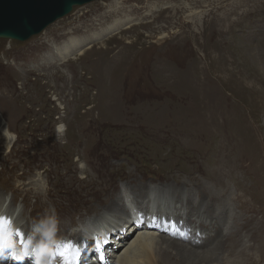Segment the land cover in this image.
I'll list each match as a JSON object with an SVG mask.
<instances>
[{
	"label": "rangeland",
	"instance_id": "1",
	"mask_svg": "<svg viewBox=\"0 0 264 264\" xmlns=\"http://www.w3.org/2000/svg\"><path fill=\"white\" fill-rule=\"evenodd\" d=\"M89 36L90 43L80 48L83 54L57 58L56 63L46 59L66 41ZM0 89V95L24 104L13 128L7 124H12L9 115L0 116L5 137L0 142V179L6 188L0 206L15 211L19 224L31 229L46 209L55 208L43 200L32 216L21 215L24 198L36 202L32 192L48 186V195L67 190L86 194L88 174L104 169L100 157L106 149L133 145L140 148L134 156L124 154L112 162L123 164L137 182L151 181L153 186L186 180L192 195L187 222L202 199L189 179L203 184L209 235L199 244L207 259L212 257L205 264H264V0H92L74 6L25 41L0 37ZM60 124L68 136L57 137ZM9 137L14 139L6 151ZM41 152L52 153L61 165L50 160L39 167ZM171 160L178 166L196 163L200 172L182 174L185 168H173ZM140 167H149L162 182L151 177L143 181ZM47 172L56 185L49 183ZM121 174L116 170L107 176L114 184ZM122 185L123 190L131 186ZM215 191L220 201L210 199ZM214 203L220 206L219 232L210 215ZM75 206L55 213L71 219L65 228L56 218L55 240L68 237V226H79L78 217L82 225L86 222ZM178 223L185 226L183 232L192 229L183 220ZM86 229L78 230L80 239L90 236ZM190 240L197 244L196 237L185 239ZM72 252L70 259L75 247ZM115 252L122 255V250Z\"/></svg>",
	"mask_w": 264,
	"mask_h": 264
},
{
	"label": "bare ground",
	"instance_id": "2",
	"mask_svg": "<svg viewBox=\"0 0 264 264\" xmlns=\"http://www.w3.org/2000/svg\"><path fill=\"white\" fill-rule=\"evenodd\" d=\"M112 27H114V26H112ZM107 31H108V29H107ZM100 32L101 31H98L95 33L94 36L98 35V38L96 40L99 39V37L101 35ZM89 38H92V37L89 36V37H84L82 39H70V40L66 41L65 43H63V45L60 48H55L54 51L51 53L48 52V54L46 55L47 56L46 59L48 60V57H51L52 59H51L50 63H54V62L56 63L58 61L57 58H65L66 59V58H68V56H71V55L72 56H74L75 54L81 55L84 53V51L82 49L80 50V48L84 47L83 45H84L85 41H86L85 45L90 43ZM92 40H95V39H91V42H92ZM69 52H71V54H69ZM99 53H100V51H99ZM10 70H12V72L14 73L13 68H11ZM146 71H147V68H146ZM13 73H11V74H13ZM144 75H143V77H145ZM8 77H11V76H8ZM5 78H6V76H5ZM80 78H82V76ZM14 87L16 88V86H14ZM58 87H59V84L57 83L55 90H58ZM21 95H22V93H21ZM21 101L22 100H20V99H12L11 96L0 95V116L5 117L7 119V116L5 115V113L7 115H9L10 120L12 122L11 125H9V122L7 123L9 127L13 128V125L15 123L14 120L17 118H20L24 113V104ZM144 131H146V130H144ZM36 134L37 133H35L34 135H36ZM56 134H57V132H56ZM64 134H66L68 136L69 130L64 131L63 134L59 135V137H62ZM11 137H9V139L6 140V144H5L6 151H9L11 148V142H12L11 140L14 139ZM57 137H58V134H57ZM149 138H150V136H149ZM3 139H5V137L3 136V134L0 133V142ZM69 139H71V138H69ZM71 145L74 146V143L73 144L71 143ZM56 146H58V145H56ZM183 146H184V144H183ZM45 147H46L45 145L42 146V148H45ZM50 148H51V146H50ZM136 149L139 150L140 148L133 146V145H125V146L121 147L120 149L114 148V146H112V145L109 146L106 149V151L100 157V161H101L100 166H103L104 169H101L100 167H98V168H95L94 173L92 175L88 174V177L91 176L90 177L91 181L86 182V194L81 193V195L78 196V193L76 194L75 192L67 190L65 193H59V192L56 193L55 192V193H49V195H48V193H46V192H50L51 189H49V187L47 186V188L45 190L38 189V190L32 192L31 195L36 198V202L34 204L30 203L29 199H27V197L23 199L24 209L20 212V214L32 216L35 213V211L38 209L39 203L42 202L43 200L48 202V199L55 206V213L56 214L58 213L57 215H59L60 209L65 210V208H64L65 206L76 205L74 207V211H77L78 212L77 214H79L81 217L84 216V218L86 220L87 219L92 220L93 224H94V227H92L90 229L87 228L88 230L86 229L85 233H87L91 236L94 232L98 231L103 236H105L106 242L109 241L107 239L108 235L110 237L114 236L117 238L120 235L122 236V237H119L118 242L116 244L119 247L121 246V249H120V250H122L121 256H119L120 254L119 255L113 254V255H115L113 257V255H112V253H113L112 250L114 249L113 243H111L110 245L107 246V249H108L107 252H109V255H110L109 258H110V260H112L110 264H118L119 262L121 264H188V263H192V262H196V264H203L204 262H206V260H209L210 258H212L210 256L207 259L206 253L200 249V244H199V242H201L202 240L205 242L204 239H206L209 235L208 233H205V229H204L205 225L208 222L204 216L205 214H203V211H204L203 205H204V203L206 204V202L204 201V197L206 195V190H205L203 184L198 183V185H197L195 181L189 179L190 182L192 183V185L194 184L197 186L198 193L200 196H202V199L199 200V206L197 208V211L190 218V222H187V214L189 212L188 207H189V204L191 203L192 195L189 191V185L190 184L188 185L186 180H183V179L182 180H174L175 183L168 184V186H160V185H156V184H155L156 186H153L150 184L151 181H147L146 183L137 182L136 176L133 172H127L125 170L123 164L116 165L114 162H112V159H114L115 157H119L121 155H124V154L126 156L127 155L134 156ZM37 151L38 150H36L35 152H37ZM45 153L46 152H41L39 154V155H41V156H39V162H38L39 167H40V165H41L40 163H42V161H46L49 164H51L50 160H53L54 162L58 163V165H61L62 160H60L58 158H52V153L49 154L48 156H46ZM186 153H191V154H196V155L201 154L200 152L197 153L193 150L186 151ZM197 162H199V161H197ZM169 164L173 168L174 167H178V168L184 167L185 170H182V174L183 173L194 174L195 172L196 173L200 172V170H198L199 165L196 163H194V165H191V164L188 165V162H187L184 165L178 166L179 164L177 165L175 161L171 160L169 162ZM43 165H44V163H43ZM55 168L56 167H51L49 170L55 171ZM84 168H85V166L80 165V170L82 169L83 172H84ZM188 168L190 169V171H187ZM35 170H37V169H35ZM116 170H121L122 174H121V178L117 179V181H115L113 184L109 181L107 174L113 173ZM140 170H141L143 181H145L148 177L160 180L156 175L151 173L152 171L149 169V167H145V168L140 167ZM174 172H176V171H174ZM47 175L49 178V183L52 185H56V184L52 183L53 178L52 179L50 178L48 172H47ZM59 175H61V174H59ZM36 177H38V176H36ZM44 177H45V175H44ZM2 178H3V176H2ZM80 178H81V176H80ZM28 179H30V178H28ZM118 180H121V182L118 183ZM124 181L128 182L131 186L128 189L123 190L122 182H124ZM8 185H10V184H8ZM95 186H97L98 191H93V188ZM125 186L127 187V185H125ZM25 187H27V186H25ZM41 187H43V186H41ZM22 189L23 188H21V190ZM82 189H83V187H82ZM53 190L58 191L56 189H53ZM5 191H6V188L3 185V180L0 179V200L2 199V197H5V196H3ZM14 196H15V194H14ZM141 198L143 199L142 201L139 200ZM210 199L214 200V201L219 200V192H217V191L211 192ZM222 201H223V199H222ZM66 202H68L67 205H66ZM58 204L59 205L62 204V206L59 207L60 209L56 207V205H58ZM211 204H212V202H211ZM222 204H224V203H222ZM226 206H225V208H226ZM13 208H15V207H13ZM211 208H213L212 210L214 212L210 215L211 216L214 215L215 230H217L219 232L217 221H219L218 209L220 208V206L218 208L217 203L216 204L214 203ZM63 210H62V212H64ZM138 210L144 211V215L139 214ZM0 212L6 213L10 216L15 215L13 213V211L12 212L6 211L4 209L3 205L0 206ZM38 212H37V215H38ZM68 212H70L71 215L74 214V212L71 210H69ZM208 214H206V215H208ZM16 215H18V214H16ZM21 215H20V218H21ZM37 215H35V216H37ZM133 215H134V217H133ZM170 216L174 217L175 223H174L173 228H172L171 222L169 221ZM59 217H56V218L61 219ZM16 218H17V216H16ZM69 220H71V219H69ZM69 220H68L67 216L66 217L63 216V218L59 221V224L61 226L65 227L67 224H69L68 223ZM179 220L185 221L187 224H189L192 227V229H190L188 232L185 231V233H183V229L185 228V226H181L178 223ZM102 222H103V224H102ZM212 223L213 222L211 219L210 224H212ZM234 223H236V222H234ZM148 224L149 225L154 224V227L151 229H148L147 227L146 228H138L134 231L133 236L130 237L131 230L138 227L139 225L148 226ZM27 225H29V224H27ZM106 225H109V226H106ZM237 225H239V224H237ZM20 226L23 227L22 229L25 232H29V230L27 228H25L23 225L20 224ZM235 227L236 226H234V230H235ZM195 228H197V231H195ZM198 228H200V230ZM57 232H58V230H57ZM120 233H122V234H120ZM171 233H174V238L171 237ZM193 234H195L196 236ZM90 236L85 237L83 239H80L81 232L75 229L74 231H71L69 233V236L67 237V238H74L77 242L80 243L81 251H79L78 255H77V258L80 257V259H78V264H83V261H82V260H84V258L82 257L83 255L86 258L89 256V254H92L90 252H89V254H86L87 248H86V244L84 243V240L87 238H90ZM103 236H101V240H103V238H102ZM188 237H196L197 240L195 242H197V244H193L191 242V240H190V242H186L185 239H187ZM55 238H57V236ZM57 241L58 240H56V242ZM191 245H192V247H191ZM7 248H9V247H7ZM18 248H20V247L18 246ZM109 249L111 251H109ZM119 251H116L115 253H117ZM92 252H94L95 254L90 256V258H88V260L91 261L90 264H97L96 263L97 262V256H95V255H97L96 251L92 250ZM17 255L18 256L21 255V248H20V251L19 250L17 251ZM113 259L115 261H113ZM2 264H17V262H16L15 258L8 256L7 261L2 263Z\"/></svg>",
	"mask_w": 264,
	"mask_h": 264
},
{
	"label": "water",
	"instance_id": "3",
	"mask_svg": "<svg viewBox=\"0 0 264 264\" xmlns=\"http://www.w3.org/2000/svg\"><path fill=\"white\" fill-rule=\"evenodd\" d=\"M92 0H0V37L25 41Z\"/></svg>",
	"mask_w": 264,
	"mask_h": 264
},
{
	"label": "clouds",
	"instance_id": "4",
	"mask_svg": "<svg viewBox=\"0 0 264 264\" xmlns=\"http://www.w3.org/2000/svg\"><path fill=\"white\" fill-rule=\"evenodd\" d=\"M64 130L63 124L57 125L58 138ZM56 226L55 208L46 209L43 216L32 223L27 241L31 244V254L34 256L36 264H42L40 259L42 249H50L55 244Z\"/></svg>",
	"mask_w": 264,
	"mask_h": 264
},
{
	"label": "snow or ice",
	"instance_id": "5",
	"mask_svg": "<svg viewBox=\"0 0 264 264\" xmlns=\"http://www.w3.org/2000/svg\"><path fill=\"white\" fill-rule=\"evenodd\" d=\"M12 221L9 217L5 215H0V253L5 251L4 239L5 233L11 229ZM16 236L20 239V244L25 248V255L30 254L28 252L29 242L25 240L24 234L20 232L19 229H16L15 233ZM74 245H69L67 242L58 246V250L56 255H58L62 260H64L65 264H70V257L72 255V248Z\"/></svg>",
	"mask_w": 264,
	"mask_h": 264
}]
</instances>
